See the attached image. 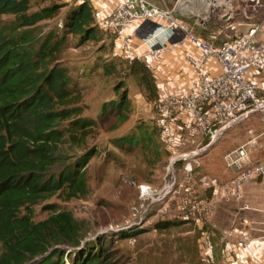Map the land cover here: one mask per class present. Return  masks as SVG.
<instances>
[{
  "label": "trees",
  "instance_id": "obj_1",
  "mask_svg": "<svg viewBox=\"0 0 264 264\" xmlns=\"http://www.w3.org/2000/svg\"><path fill=\"white\" fill-rule=\"evenodd\" d=\"M31 7L30 0H0V264H119L115 249L100 235L80 246L89 235L71 211L52 206L47 218L35 220V205L55 194L70 199L90 192L87 165L96 150L86 141L97 121L83 116L81 92L73 87L63 54L68 35L85 43L97 39L103 29L90 0H80L68 12L60 23L61 34L57 29L39 30L43 21L58 15L59 5ZM131 57L147 98L155 101L153 70ZM124 86L122 81L115 86L119 101H112L109 110L117 117L112 128L129 119L130 98ZM140 132L145 136L132 133L116 144L145 147L154 142L145 128ZM67 142L83 147V152L65 151ZM176 224L164 220L158 226ZM199 259L206 263L203 256Z\"/></svg>",
  "mask_w": 264,
  "mask_h": 264
},
{
  "label": "rangeland",
  "instance_id": "obj_2",
  "mask_svg": "<svg viewBox=\"0 0 264 264\" xmlns=\"http://www.w3.org/2000/svg\"><path fill=\"white\" fill-rule=\"evenodd\" d=\"M30 1L31 10L59 5L58 15L54 19L43 21L39 29H57L59 34L63 33L60 23L68 12L80 3V0ZM213 10L223 16L217 17L216 22L227 24V15L232 11H226L219 5ZM235 10L237 14L243 11L249 16L256 15L247 20L248 28L249 23L260 24L257 19L259 16L260 22L264 20V8ZM11 17L4 16L5 19ZM113 41L114 33H106L103 30L99 31L97 39L85 43H81L77 35H68L63 64L69 68L74 79L73 87L81 92L83 116L97 121L86 141L87 147H94L96 150L87 165L90 192L86 196L70 199H66L63 194H55L35 205V220L47 218L51 214L52 206L59 211H71L79 220L84 234L91 237L100 235L105 243L113 246L119 264H208L199 259L202 254L198 250V234L193 232L194 216L189 207H184L185 203L198 199L194 191L196 187L200 188V178L217 176L206 169L208 166L224 168V155L230 147L246 145L250 161L256 162V153L252 149L256 137L248 142V136L253 134L249 132L250 129H254L253 135L264 130V119L254 113L250 119L241 121L228 136L222 134L212 144L211 147H216V150L211 154L210 149L200 150V145L207 139L203 140L202 136L192 131L180 138L173 131H170V135L165 132L162 134L168 125L158 123V106L146 96L137 63L131 56L116 53ZM119 46L121 41L118 42L117 47ZM121 81L128 91L131 110L126 122L112 128L111 125L117 122V117L109 114V110L112 101H119L115 86ZM185 111L192 115L188 110ZM142 127L151 133L154 140L152 144L147 143L145 147H120L116 144L117 139L132 133L145 136L140 132ZM219 148H227V151L218 154ZM63 149L72 155H80L83 152V147L70 142L63 144ZM194 149L200 150V153L197 160L193 161L190 180L187 178L184 160H179L176 164L177 192L170 202L169 211L165 214L147 215L140 221V212L134 209L139 203L137 185L145 182L160 185L167 175L171 159ZM185 213L188 218L184 219L182 216ZM164 220H175L178 224L166 228L159 227L158 223ZM135 232L138 233L133 235ZM124 233L130 235L124 236Z\"/></svg>",
  "mask_w": 264,
  "mask_h": 264
},
{
  "label": "crops",
  "instance_id": "obj_3",
  "mask_svg": "<svg viewBox=\"0 0 264 264\" xmlns=\"http://www.w3.org/2000/svg\"><path fill=\"white\" fill-rule=\"evenodd\" d=\"M150 1L175 8L176 16L179 19L187 22L196 33L216 44L232 41L245 35L248 30L247 20L256 16L246 15L243 11L237 14L235 9L238 11L240 7L242 9L254 7L257 10L264 8V0ZM136 2L137 0H90L96 22L101 29L108 32L109 30L105 28L104 24L111 11L117 6L134 5ZM218 5L226 11H232L227 15L229 26L228 22L227 24L216 22L217 17L223 18L213 10ZM257 19H259L260 29L256 34V40L259 44H264V20L260 22V16ZM154 22L156 24H166L163 18H157ZM147 25L148 27L151 26L141 20H135L122 29L120 33L114 34L115 52L137 56L153 70L158 98L152 102L158 106V123L168 125V130H163L162 134L165 132L170 135V131H173L176 135H179V138L188 135L190 131L197 134L188 112L184 109H172L167 104L166 99L170 95L186 94L197 88L198 71L192 60H201L203 58L202 52L191 41L181 38L179 40L173 39V43L169 45V48L162 54L154 56L150 52L151 44L144 40L148 33ZM165 35L164 33L159 36L160 43L164 40ZM124 38H129L133 42L137 48V52H135L137 55L124 51L122 48ZM120 41L121 46L118 48L117 45ZM204 69L211 75H217L221 71L218 61L213 57H209L204 61ZM248 76L260 84V94L264 95V73L249 72ZM206 109L213 124L218 125L214 110L209 107ZM239 123L225 129L223 134L228 136ZM249 132L254 134V129H250ZM253 134L251 137L248 136V142L256 137L253 140L255 143L252 145V149L256 153L254 160L262 161L264 160V130L259 131L256 135ZM202 137L203 140L206 138L207 141L200 145V148L202 147V150L210 149L211 154L213 150H216V147H211L214 143L207 146V136ZM227 148L224 150L219 148L220 150H217L218 154L224 153ZM230 148L227 152L235 149ZM212 156L215 157V155ZM208 167L206 169L211 173H216L217 176L208 175L206 177L213 178L217 182L228 180L233 176L226 163L223 169H216L212 165ZM206 177L200 178V188L196 187L194 191V194L198 195V199L192 202L187 201L184 206L189 207L190 211L193 212V220L195 221L193 232L198 234V247L206 263L264 264V184L259 179L250 181L244 185L243 197L240 201L226 200L218 195V192L216 194L215 189L206 181ZM214 202V208L211 210L209 205ZM192 205H197V209H192ZM182 217L184 219L188 218L187 213ZM243 238H246V240H243Z\"/></svg>",
  "mask_w": 264,
  "mask_h": 264
},
{
  "label": "built area",
  "instance_id": "obj_4",
  "mask_svg": "<svg viewBox=\"0 0 264 264\" xmlns=\"http://www.w3.org/2000/svg\"><path fill=\"white\" fill-rule=\"evenodd\" d=\"M163 18L166 24H158L155 28L147 25L144 40L151 44L150 52L154 56L162 54L173 39L186 38L202 52V59H191L198 71V86L186 94H175L167 97L166 102L172 109H184L191 112L195 131L207 136V146L214 143L232 125L244 121L254 113L264 119V95L260 94V84L248 73H264V44H259L256 34L260 29L257 23H250L245 35L232 41L216 44L196 33L185 21L176 16L175 8L160 5L150 0H137L134 5H120L111 11L105 20V28L118 34L135 20L155 21ZM166 34L160 43L159 36ZM124 51L137 55V48L129 38L122 41ZM215 58L221 71L211 75L204 69V61ZM207 107L214 110L217 124L209 118ZM202 150V147L200 148ZM200 150L194 149L171 159L167 167V175L160 185L151 183L138 184V205L140 221L147 215L165 214L170 209V202L177 192L178 176L176 164L184 160V167L191 178L193 161H196ZM225 163L233 176L225 181L217 182L206 177V181L226 200L240 201L246 183L259 179L264 184V160L251 162L249 150L241 145L224 156ZM214 203L209 205L213 210ZM197 209V205H192ZM246 240V238H243Z\"/></svg>",
  "mask_w": 264,
  "mask_h": 264
},
{
  "label": "water",
  "instance_id": "obj_5",
  "mask_svg": "<svg viewBox=\"0 0 264 264\" xmlns=\"http://www.w3.org/2000/svg\"><path fill=\"white\" fill-rule=\"evenodd\" d=\"M240 9H242V7H240ZM246 10H248V9H246ZM145 24H150L153 28H155L158 24H156L155 22H153V21H146L145 22ZM95 236H87L83 241H82V243H81V245L80 246H82V244L85 242V241H88L89 239H92V238H94ZM79 246V247H80Z\"/></svg>",
  "mask_w": 264,
  "mask_h": 264
}]
</instances>
